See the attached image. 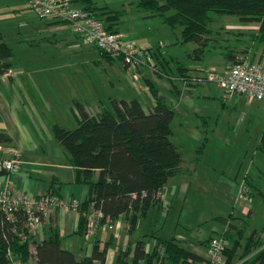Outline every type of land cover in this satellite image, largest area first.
Masks as SVG:
<instances>
[{
    "label": "crops",
    "instance_id": "crops-1",
    "mask_svg": "<svg viewBox=\"0 0 264 264\" xmlns=\"http://www.w3.org/2000/svg\"><path fill=\"white\" fill-rule=\"evenodd\" d=\"M68 1L73 7H84L87 2L96 7H107L99 4L97 0ZM23 4V0H13L9 7L13 13L19 14L23 24L21 29H18V32L9 39L0 31L2 42L10 48L12 54L5 61L10 66L5 72L0 73V132L7 137L6 141L0 142V153L7 157L10 155V150H16L21 160L17 171L10 174L0 172V193L5 192L9 188L16 194L39 196L53 193L62 200L75 198L83 202L89 194V184L83 182V177L79 176L78 169L70 163L69 156L55 140L53 127L60 126L66 129H73L77 126L79 116L74 106L75 102L83 105L90 113L98 114L103 110L112 111L110 106V99L112 98L116 100L136 98L143 109L147 111L154 103L147 82L154 86L159 95L163 98L164 96L159 92L155 82L148 74V69L142 67L133 69L124 64H122L124 72L120 71L118 76L122 80L126 76L128 79L130 78L129 87L135 91L136 95H129V92H126L128 94L127 96L125 95L126 97L108 96L106 101L100 96L98 97L97 92H94L96 100L92 99L91 81L88 82L85 76L81 79V89L68 88L69 91L66 92V88L61 85L66 84V82L70 84L71 81H69L67 76H62L61 69L75 65L76 62H62L56 65L51 75L44 76L45 69H39L37 65L38 62L44 60L46 55L43 52H36L38 51L37 48L40 47V43L50 41L62 48L61 53L62 50L73 54L81 53L84 50L90 53L96 48L83 44L80 38L70 30L68 24L53 18L41 19L31 14L32 12H27L25 8L27 6ZM0 7L3 8L5 5L0 4ZM119 23L120 20L115 25L118 33L126 39L122 25ZM22 32L25 35H22ZM14 46L18 48V51L22 50L26 51V53L16 55L15 50H13ZM145 49L156 53V56L160 58L158 46H146ZM98 53L99 56L97 58L94 60L93 58H88L87 61L91 64L92 62L99 63L105 60L107 66L111 68L114 66L115 60L113 58H108L102 56L100 52ZM36 65L37 67H35ZM8 71L10 74H7ZM161 71L168 78L170 92L174 93L178 98L176 106L172 103L168 105L164 99L165 103L174 109L173 119L178 113V107H180V111L187 107V105H184L185 101L192 99L191 106L200 105L197 100V93L201 86L200 79H197V83H193L190 78H187V80L184 77H180L178 73ZM189 75L190 72L187 71L185 76L188 77ZM47 79L53 83V85L49 84L48 88L45 86L48 84ZM176 79L184 80L181 87L176 84ZM44 82L47 83L45 84ZM109 84L112 85L111 82ZM194 84L197 85L195 86ZM119 87L121 94H124V87L121 85ZM59 95H62L63 98ZM232 97L234 102L240 101L239 98ZM61 99L62 102L60 101ZM91 99L95 101L91 103ZM182 104L183 106H181ZM204 142L205 140L194 150V155L189 159H186L184 152L182 153L172 142L180 153L182 163L175 175L164 184L161 190L163 198L160 202L138 213L131 228L129 221L121 215L112 222L102 223L94 235L85 238L84 235L78 233V211L52 208L42 216L37 227L29 231L31 236V254L34 250V243L32 242L36 243L47 238L51 224L58 230L60 245L61 240L69 241L65 247H61L72 252L78 260L90 254L94 243H97L100 247L106 246V264L115 263L118 250L120 249L128 248L129 252L132 251L138 240H142L145 250L150 252L158 239H174L186 250L202 259H207L209 238L230 230V225L241 229L244 237L254 232L261 241L256 233L257 229L247 225L248 222H253L255 219L249 204L250 197L246 193L248 191V188L245 187V185H248L246 183L247 178L245 179V176L243 180L238 178L234 162L230 163L233 166L227 167L225 166L226 160L207 161V155L204 153ZM221 164L223 167H220L217 174L214 165L219 167ZM95 180L96 174L94 173L91 181ZM191 186H194V199L198 198V201L204 203L207 200L203 190L212 188L214 197L217 203L220 204V209L215 210L217 205L211 202L206 207L207 214L205 217H200L199 214L197 218L193 215L187 220L182 219L180 221L183 205H179L175 202V199L184 201V197ZM174 202L178 206L175 209V214L171 216ZM166 221H169V231H165ZM210 222L218 224L220 230L217 231L210 226L211 233L206 237H202L203 234L199 226ZM171 226H173L172 231L170 230ZM77 237L78 239L80 237L81 240H77ZM261 243V248L264 250L263 242L261 241ZM130 259L131 257L128 259L129 262ZM167 260L165 258L161 264H165ZM19 263V257L12 258V264ZM29 264H35L34 259L31 258Z\"/></svg>",
    "mask_w": 264,
    "mask_h": 264
},
{
    "label": "trees",
    "instance_id": "trees-1",
    "mask_svg": "<svg viewBox=\"0 0 264 264\" xmlns=\"http://www.w3.org/2000/svg\"><path fill=\"white\" fill-rule=\"evenodd\" d=\"M136 5L148 12L149 17H160L172 28L179 26L181 43L202 42L198 51H202L206 44L201 40L211 31L208 24L212 13L258 22L259 30L264 34V0H138ZM83 8L100 20L108 31L118 33L115 26L120 20L118 11L96 7L89 2ZM151 54L163 71H167L164 61L156 53L151 51ZM11 55L10 48L0 37V73L10 66L5 61ZM187 71V68L177 66L180 77L186 78ZM147 84L154 99L153 106L147 111L136 98H112V111L103 110L98 114L90 113L75 102L79 116L77 126L73 129L53 127L55 140L69 156L70 163L78 169L83 182L90 187L87 198L78 207L80 235L85 230V218L81 214L90 204L101 212L102 223L112 222L123 215L131 228L138 213L160 202L164 184L182 163L180 153L170 140L174 109L165 103L151 83ZM6 140V135L0 132V142ZM258 148L264 152V131ZM94 173L96 180L91 181ZM250 191H246L249 196ZM257 193L264 202L262 192L258 190ZM27 227V214L23 209H14L8 218L0 204V264H12L13 257H19V264H29L31 258L35 264H106V246L94 243L90 254L78 260L72 252L61 247L58 230L52 224L47 238L32 242L34 250L31 254V236ZM229 227L230 230L221 234L230 241L223 253V264H234L238 250L242 251L241 264H264L262 243L255 233L244 237L241 229ZM242 240L243 244H239ZM165 258L171 264L207 263L206 259L186 250L174 239H158L150 252L145 250L142 240H138L130 252L128 248L118 250L114 264H161Z\"/></svg>",
    "mask_w": 264,
    "mask_h": 264
},
{
    "label": "rangeland",
    "instance_id": "rangeland-1",
    "mask_svg": "<svg viewBox=\"0 0 264 264\" xmlns=\"http://www.w3.org/2000/svg\"><path fill=\"white\" fill-rule=\"evenodd\" d=\"M97 1L99 4L106 5L113 11L120 13L119 24L122 25L126 40L135 42L137 46L143 49L146 46L159 47L160 58L166 64L167 73L172 72L177 74V66H183L190 72V75L186 79L190 78V81L193 83H197V79L201 80V86L197 93V100L200 102V105L194 107L192 104L193 106H191V99L185 101L184 105H187V107L183 111H180V107L177 108L178 113L171 123L173 133L170 136V140L182 153L184 152L186 159L191 158L194 155V150L205 140L204 153L207 155V161L226 160L225 166L227 167L233 166L230 163L234 162L238 178L243 180L245 176V179L247 178L246 183L248 184L245 187L249 191L251 190L249 204L255 219L253 222H248L247 225L248 227L257 229L256 233L264 245V202L263 197L257 193L260 190L264 195V152L257 146L258 140L264 131V104L255 100H247L244 96L238 95H232L235 98H239L240 101L238 102H234L232 96L231 98L227 97V99H224L222 97V90L215 83L207 79V75L210 72L225 73L234 63L233 60L237 58L235 56L244 57L251 61H264V34L259 30V23L241 21L233 15H217L212 13L210 14L211 21L208 24L211 31L201 40L206 44L203 46L202 51H198L197 48L200 47V43L202 42L181 43V28L179 26L170 27L160 17L147 16L148 12L137 7L138 0ZM11 2L13 3V0H0V4L5 5L3 8L0 7V31L4 33L7 39L14 36L23 25L19 14H15L10 10ZM24 4L27 6L25 7L27 12L34 14L25 2ZM34 15L37 16L36 14ZM22 35H25V33L22 32ZM62 47L64 46L62 45ZM17 49L14 46L13 50H15L16 55L26 53V51H18ZM37 49L38 51L36 52L46 54L44 60L37 64L39 69H45L44 76L51 75L56 65L62 62H76L75 65L61 69L62 76H67L69 81H71L70 84L66 82V84L61 85L66 88V92L71 88L75 90L81 89V79L85 76L86 80L92 83V85L90 83V88L93 92L91 94V96L93 95L92 99L96 100L94 92H97L98 97L100 96L106 101L108 96L126 97L128 95L126 92H129V95H136L135 91L129 87L130 78L128 79L126 76L122 80L118 76L120 71L124 72L123 62L120 58H113L115 61L113 63L114 66L111 68L106 65L105 60L99 63L92 62L91 64L87 61L88 58H93L94 60L99 56V50L96 49L91 51V54L85 50L76 54L67 53L66 50H62L61 53L62 48L50 41L41 42L40 47ZM108 57L110 58V56ZM153 62L154 70H150L146 66L141 67L148 69V74L155 82L159 92L164 96L166 103L168 105L172 103L176 106L178 98L174 93L170 92L168 78L163 75L161 71L162 67L157 63V60H153ZM176 80V84L181 87L184 80ZM110 82L112 85L109 84ZM44 83L46 84L47 82ZM49 84L53 85L51 80H48V84L45 86L48 88ZM120 85L124 87V94H121L119 91ZM194 85L196 86L197 84ZM45 86L44 88H46ZM52 87L54 88V86ZM54 89L56 90V88ZM62 95L59 96L63 98ZM92 99L91 103L95 101ZM60 101L62 102V99ZM214 167L218 174L217 171L223 166L221 164L219 167L215 165ZM250 183L254 184L258 190L252 187ZM193 191L194 186H191L189 192L184 197V201L175 199V202L183 205L180 221L182 219L187 220L193 215L197 218L199 214L200 217H205L207 214L206 207L211 202L217 205L215 210L220 209V204L217 203L212 188H208V190L205 188L203 190L205 199L207 200L205 203L198 201V198L194 199ZM177 203L173 205L171 216L175 214V209L178 206ZM210 226L217 231L220 230V227L216 223L202 224L199 226L203 234L202 237H206L211 233ZM172 229L173 226H171L170 230L172 231ZM165 231H169V221H166ZM79 239L77 237V240ZM68 242L61 240V246L65 247ZM241 243L243 244V240L239 244ZM229 244L230 241L227 246ZM241 254L242 251L238 250L234 264H241L243 260L241 259ZM223 258L225 261L224 254ZM165 264H170V262L167 260Z\"/></svg>",
    "mask_w": 264,
    "mask_h": 264
},
{
    "label": "built area",
    "instance_id": "built-area-1",
    "mask_svg": "<svg viewBox=\"0 0 264 264\" xmlns=\"http://www.w3.org/2000/svg\"><path fill=\"white\" fill-rule=\"evenodd\" d=\"M23 1L38 17L53 18L68 24L70 30L80 38L83 44L93 46L111 58H120L123 64L130 68L146 66L150 70L155 69L150 50L138 47L134 42L124 39L120 33L108 31L100 20L83 7H73L68 0ZM7 74L10 72L8 71ZM207 79L222 90L224 99L238 95L264 104V61H251L244 57H237L225 73L210 72ZM9 154L6 157L0 153V172L6 174L17 171L21 163L20 155L16 150H10ZM159 198L160 200L163 198L162 194ZM80 203L75 198L62 200L53 193L30 196L16 194L9 188L0 193V204L8 218L16 208L26 212L28 231L37 227L41 216H44L49 209L78 211ZM81 215L85 218L83 235L89 238L102 224L101 212L90 204ZM227 245L228 241L224 236H212L208 242V257L205 264H223V253Z\"/></svg>",
    "mask_w": 264,
    "mask_h": 264
}]
</instances>
